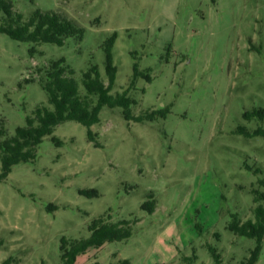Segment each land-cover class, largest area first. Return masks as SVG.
Instances as JSON below:
<instances>
[{
	"label": "rangeland",
	"instance_id": "374dc122",
	"mask_svg": "<svg viewBox=\"0 0 264 264\" xmlns=\"http://www.w3.org/2000/svg\"><path fill=\"white\" fill-rule=\"evenodd\" d=\"M7 1L25 19L61 12L84 37L32 54V45L0 34V128L14 135L48 105L37 70L50 60L65 58L79 82L97 65L107 85L103 46L114 35L111 94L128 88L138 64L152 80L138 78L133 115L170 111L137 123L105 107L93 141L76 122L44 138L37 160L0 184V264H60L61 239L88 238L102 216L129 223L131 237L76 264H217L211 248L223 264L249 258L256 241L228 226L236 215L253 218L251 189L264 178V139L237 134L251 127L244 113L264 107V0ZM256 264H264V241Z\"/></svg>",
	"mask_w": 264,
	"mask_h": 264
},
{
	"label": "trees",
	"instance_id": "16d2710c",
	"mask_svg": "<svg viewBox=\"0 0 264 264\" xmlns=\"http://www.w3.org/2000/svg\"><path fill=\"white\" fill-rule=\"evenodd\" d=\"M0 34L11 39L28 43L30 52L36 53L37 46L52 44L59 47L66 45L71 38L82 40L84 29L61 12L41 10L34 11L28 19L15 12L13 5L7 0H0ZM117 35L111 37L103 46L105 53V69L108 84L102 78L99 67L92 64L82 74L81 82L75 79L76 72L65 58L50 60L48 66L37 70V79L48 96V105L36 108L32 116L26 118V124L18 127L14 135L4 128H0V184L22 164L34 163L37 160V150L44 138L52 136L56 128L66 122H76L89 129L88 137L93 141L96 137L91 131L94 125L101 122L100 114L105 107L121 108L126 121L137 123L153 122L158 118H167L169 109L162 111H146L140 116L133 115V109L138 102L130 96L138 78L143 77L151 81V71H140L138 64L134 66V74L129 86L123 92L112 95L117 80L118 69L114 64L113 49ZM35 79L29 82H34ZM244 119L251 127L241 126L237 134L248 139L261 137L264 139V107H258L244 113ZM257 126L254 128L252 124ZM52 142L56 146L64 143L53 136ZM257 174L261 171L257 170ZM80 195H97L95 190H81ZM253 195V218L246 221L237 215L233 217L228 229L236 236L253 239L257 246L251 256L240 264H256L264 241V178L251 189ZM52 207V206H51ZM148 210L152 206L146 204ZM90 236L81 239L63 237L60 244V264H76L79 257L91 250H100L106 244L127 241L131 229L127 222H112L110 216H102L93 220L88 226ZM1 251V245H0ZM211 253L217 264H223L221 255L211 248ZM12 258L3 264H11ZM115 264H130L128 260H119Z\"/></svg>",
	"mask_w": 264,
	"mask_h": 264
}]
</instances>
